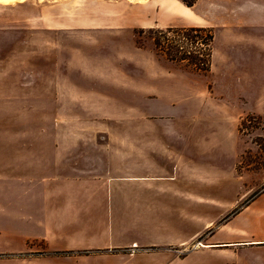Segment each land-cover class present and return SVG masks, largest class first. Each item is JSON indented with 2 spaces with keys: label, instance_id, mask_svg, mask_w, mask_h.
I'll list each match as a JSON object with an SVG mask.
<instances>
[{
  "label": "rangeland",
  "instance_id": "1",
  "mask_svg": "<svg viewBox=\"0 0 264 264\" xmlns=\"http://www.w3.org/2000/svg\"><path fill=\"white\" fill-rule=\"evenodd\" d=\"M210 2L197 0L189 11L192 21L159 13L156 0L0 3V257L4 239L14 243V210L29 211L14 202L29 200L30 184L46 193L50 183L56 192L61 179H101L111 165L118 178L141 176L160 157L171 160L160 134L197 136V164L190 167L177 152L175 165L197 172L199 181L231 182L235 202L226 220L264 191L263 119L242 113L237 122L224 123L212 105L232 99L238 111L264 112V76L251 80L254 87L240 72L211 77L214 42L208 72L168 61L153 45L158 30L196 27L214 17L219 2ZM142 3L151 8L126 16L130 4ZM31 16L43 20L45 29H35ZM230 81H241L237 90H224ZM216 148L224 155H205ZM35 192L33 198L41 199ZM211 261L198 252L184 264Z\"/></svg>",
  "mask_w": 264,
  "mask_h": 264
},
{
  "label": "crops",
  "instance_id": "2",
  "mask_svg": "<svg viewBox=\"0 0 264 264\" xmlns=\"http://www.w3.org/2000/svg\"><path fill=\"white\" fill-rule=\"evenodd\" d=\"M175 1L171 5L156 0L158 12L172 11L192 21L193 7ZM217 1V14L207 15L204 24L196 26L215 32L211 77L240 72L253 86V78L264 76V0H211L210 4ZM130 5L128 18L136 9L151 8L147 3ZM29 19L35 29H45L43 20ZM238 82L230 81L224 90H237ZM212 105L220 108L221 122H237L246 113L261 117L264 123V112L238 111L232 99ZM159 140L171 160L160 157L158 166L143 170L141 176L118 178L111 165L101 179H61L56 192L50 183L45 188L51 191L46 193L38 192L36 183L30 184L29 200L14 202L29 211L14 210L9 221L14 226V243L4 239L8 244L0 264H184L198 252L212 259L208 264H264V191L226 220L235 202L230 201L231 182L199 181L197 172H182L175 165L176 155L188 157L190 167L197 164V136L166 133ZM222 150L212 149L205 155L223 156ZM34 190L41 199L33 198ZM198 208L204 213H198ZM197 223L202 225L199 230L193 228Z\"/></svg>",
  "mask_w": 264,
  "mask_h": 264
},
{
  "label": "trees",
  "instance_id": "3",
  "mask_svg": "<svg viewBox=\"0 0 264 264\" xmlns=\"http://www.w3.org/2000/svg\"><path fill=\"white\" fill-rule=\"evenodd\" d=\"M185 7L192 8L197 0H179ZM155 30H150L152 32ZM153 45L168 61L188 62L195 69L208 72L212 57L214 33L212 29L200 27L168 28L158 30ZM174 34V37L169 36ZM186 44V45H185ZM186 47L191 49L186 50ZM200 65L202 68H200Z\"/></svg>",
  "mask_w": 264,
  "mask_h": 264
},
{
  "label": "bare ground",
  "instance_id": "4",
  "mask_svg": "<svg viewBox=\"0 0 264 264\" xmlns=\"http://www.w3.org/2000/svg\"><path fill=\"white\" fill-rule=\"evenodd\" d=\"M14 1L16 0H0V3L6 4V3L14 2Z\"/></svg>",
  "mask_w": 264,
  "mask_h": 264
}]
</instances>
